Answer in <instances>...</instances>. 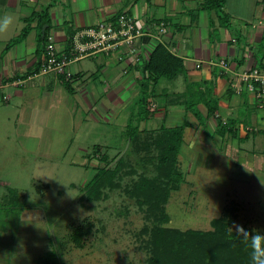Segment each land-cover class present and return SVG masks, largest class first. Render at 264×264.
Here are the masks:
<instances>
[{
	"label": "rangeland",
	"instance_id": "374dc122",
	"mask_svg": "<svg viewBox=\"0 0 264 264\" xmlns=\"http://www.w3.org/2000/svg\"><path fill=\"white\" fill-rule=\"evenodd\" d=\"M12 1L0 0V16L7 12L15 18L8 32L0 33V48L10 43L13 37H9L23 25L17 12L21 5L14 11L8 8ZM236 1L242 4L238 6ZM257 1L252 15L255 0H227L228 8L241 10L238 15L241 19L233 14V25H228L233 31L243 20L252 24L261 20L260 5L264 2ZM38 2L44 5L46 0ZM23 3L34 5L27 0ZM28 42L29 38L26 49ZM77 64H71L70 68ZM65 69L69 71L68 65ZM69 75L66 80L71 78ZM9 90V102L0 101V264H45L50 250L56 264H141L146 253L140 248L141 238L137 236L145 220L134 200L122 190L129 177H122L119 188L105 189L102 199L79 200L84 182L99 164L93 156L106 152L111 158L125 149L123 131L129 122L125 118L134 112L130 107L136 97V84L133 82L119 91L118 96L128 108H116V116L111 120L101 111L99 117L82 100L71 113L67 106H52L42 99L36 86H20L17 96L12 94V88ZM74 95L80 98L78 93ZM147 107L156 109L152 102ZM173 113L174 117L165 120L164 125H179L192 118L188 113L170 112V115ZM91 114L97 119L93 123ZM198 119L203 120L200 114ZM135 123L134 119L130 121L131 125ZM157 124L140 121L139 127L156 129ZM202 128V139L194 141V145L189 140L194 132L192 127L183 129L177 154L182 180L177 189L170 190L164 204L169 217L164 225L207 230L211 218L221 215L225 207L235 205L236 218L230 230L234 224H240L247 230L264 232V182L258 178V171H242L241 160L235 165L223 144L216 142L217 133ZM260 138L257 134L256 138L249 136L240 146L251 150L255 142V148L261 150ZM94 148H98L96 156ZM137 154L132 150L126 157L138 173L144 170ZM147 168V174L152 175L153 169ZM8 188L17 193V203L8 202ZM76 227L88 229L78 241L72 239Z\"/></svg>",
	"mask_w": 264,
	"mask_h": 264
},
{
	"label": "crops",
	"instance_id": "0c3cea01",
	"mask_svg": "<svg viewBox=\"0 0 264 264\" xmlns=\"http://www.w3.org/2000/svg\"><path fill=\"white\" fill-rule=\"evenodd\" d=\"M27 1L34 5L27 6L23 3L25 0H13L8 6L14 11L21 5L17 12L19 21L23 23L16 29L18 32L9 38L19 33L25 25V18L31 14L34 16L21 41L8 48H0V101L9 102L11 98L7 91L11 92L10 88L13 90L12 94L17 96L20 93L17 88L20 86H36L40 89L43 100L52 103V106H67L69 113L74 106H78L80 100L89 110H94L95 114L98 111L106 113L108 120L116 116V108H128V104L118 93L129 88L133 82L137 86L140 74L137 61L124 54L126 48L123 46L107 55L95 53L71 61L68 64L71 78L67 83L61 80H66L65 78L53 73H29L41 58L43 45L39 37L43 35L41 31L44 28L45 36L50 35L57 52L62 53L69 46V37L75 29L109 20L119 12L126 11L146 31L134 44L138 57H146L159 42L182 59L180 72L171 79L160 78L153 84L148 104L152 102L156 109L145 122L158 123V126L169 117H174V113L170 115V112L190 114L192 118L182 122L187 123L185 127H192L194 131L189 139L191 145L197 139H202V127H207L212 133H217L219 141L216 142L223 144L224 151L232 156L235 165L241 160L242 171L256 169L258 178L264 182V111L257 106L254 97L242 88L237 77L243 69L264 66V4L260 5L261 20L256 24L243 20L244 23L236 25L233 31L228 25H233V14L237 16L235 18H240L238 15L241 10L237 12L228 8L227 0L222 5V10L228 14L227 26L218 24L214 11L201 9L200 0H46L44 5L39 0ZM236 2L238 6L242 4ZM38 3L39 8L36 7ZM256 4L257 0L253 6ZM44 8L46 14L39 16ZM252 8L253 15L255 6ZM157 21L166 25V32L159 37L152 35L156 33L154 25ZM221 59L225 60L224 70L217 66ZM84 60L89 63H81ZM73 63L78 64L71 69L70 65ZM74 93H78L80 98ZM137 94L138 87L135 96ZM57 96H60L58 100ZM207 100L215 106L212 115L206 114L204 103ZM190 101H196L195 107L203 118L202 121L185 110ZM158 114L160 116L157 117ZM98 116L100 117L99 114ZM90 117L92 123L97 120L92 114ZM218 118L226 122L224 132L217 129ZM256 134L262 137L261 150L257 145L255 148V142H252L251 150L240 146L249 136L256 138ZM199 157H202L201 154Z\"/></svg>",
	"mask_w": 264,
	"mask_h": 264
},
{
	"label": "trees",
	"instance_id": "16d2710c",
	"mask_svg": "<svg viewBox=\"0 0 264 264\" xmlns=\"http://www.w3.org/2000/svg\"><path fill=\"white\" fill-rule=\"evenodd\" d=\"M260 2L263 3L264 0ZM223 3L224 0H200L199 7L206 11H214L218 24L227 26L228 14L222 10ZM45 14L46 8L39 16ZM33 16L31 14L25 18V25L15 37L9 40L10 43H7L4 49L25 37L29 30L28 23ZM41 25L42 23L40 27ZM45 31L46 28L41 31L43 35L39 37L43 46L46 40ZM67 48L68 46L65 47V51ZM39 65L40 59L34 70L29 73L37 74ZM137 65L140 74L137 79L138 94L130 107L134 109V112L128 115L129 122L125 124L123 131L122 147L127 143L126 147L122 154L119 155L117 152L111 158L106 152L98 154V148H94L93 155L97 153L98 156L93 158L101 165L97 164L94 167L95 171L84 182L79 200L102 199L105 197V189L119 188L122 177L128 176L129 182L123 186L122 190L128 198L134 200L137 208L143 212L145 220L137 236L141 238L139 239L140 248L146 253L141 264H251L250 248L240 241L234 231L229 229L236 218L235 205L225 207L221 215L211 218L210 229L207 230L178 229L164 225L169 220L164 204L170 190L177 189L182 180V174L177 165V154L182 142L183 129L187 123L182 122L174 126L161 123L156 129L139 128L138 124L148 119L153 112V109L149 110L147 107L153 84L160 78L171 79L180 72L182 59L158 42L146 57H138ZM59 76L64 78L63 75ZM61 80L67 83L68 79ZM193 98L196 99L195 96ZM201 100L203 101L204 98ZM208 102L207 100L204 103L206 114L212 115L215 106ZM195 105L196 101H190L186 104L185 110L198 119L199 112ZM132 119L136 121L133 125L130 124ZM225 124V121L222 122L218 118V131L224 132ZM132 150L139 153L137 161L141 163L144 171L137 173L135 166L126 157ZM147 165L153 169L152 175L147 174V171L149 172ZM134 174L135 177H133ZM7 191L10 192L8 202L17 203V193L12 188H8ZM80 228L76 227L72 233L74 241H78L81 235L88 233V229ZM49 255L45 264H56L52 258L53 250H50Z\"/></svg>",
	"mask_w": 264,
	"mask_h": 264
},
{
	"label": "built area",
	"instance_id": "2783aa9c",
	"mask_svg": "<svg viewBox=\"0 0 264 264\" xmlns=\"http://www.w3.org/2000/svg\"><path fill=\"white\" fill-rule=\"evenodd\" d=\"M155 37L162 36L166 32V25L160 21L154 25ZM146 31L142 29L137 20L130 13L119 12L115 17L99 21L75 29L69 37V46L65 52L58 53L54 41L50 35L46 36L45 45L40 58L37 74L53 73L69 77V71L65 67L81 57L102 53L104 55L125 47V55H129L134 61L138 60L135 42ZM196 66H198L196 64ZM220 70L226 68L225 61L219 60L217 64ZM238 81L242 88L250 93L257 102V106L264 111V66H253L241 70Z\"/></svg>",
	"mask_w": 264,
	"mask_h": 264
},
{
	"label": "clouds",
	"instance_id": "9594fccd",
	"mask_svg": "<svg viewBox=\"0 0 264 264\" xmlns=\"http://www.w3.org/2000/svg\"><path fill=\"white\" fill-rule=\"evenodd\" d=\"M14 19L13 14L7 12L0 16V33H7ZM230 228L250 248L251 264H264V232L257 229L250 231L240 224H234Z\"/></svg>",
	"mask_w": 264,
	"mask_h": 264
},
{
	"label": "water",
	"instance_id": "95a60500",
	"mask_svg": "<svg viewBox=\"0 0 264 264\" xmlns=\"http://www.w3.org/2000/svg\"><path fill=\"white\" fill-rule=\"evenodd\" d=\"M127 144V143H126ZM125 147H126V145H125Z\"/></svg>",
	"mask_w": 264,
	"mask_h": 264
}]
</instances>
